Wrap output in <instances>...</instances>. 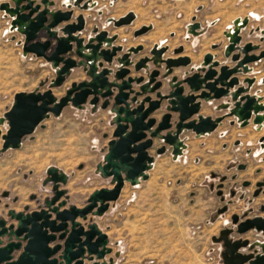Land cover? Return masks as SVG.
Listing matches in <instances>:
<instances>
[{"label":"rangeland","instance_id":"374dc122","mask_svg":"<svg viewBox=\"0 0 264 264\" xmlns=\"http://www.w3.org/2000/svg\"><path fill=\"white\" fill-rule=\"evenodd\" d=\"M52 1L54 10H66L67 4L71 3V0ZM3 2L9 0H0V3ZM92 2L93 5L85 10L71 7L73 15L82 14L85 19V28L81 34L86 37L91 35L93 27L105 29L117 34L114 43L121 45L123 51L141 44L143 49L132 54V60L150 56V49L155 44L168 47L163 55L173 54V49L183 47L182 54L189 56L190 64L174 68L168 77H163L164 67L159 68L161 91L166 90L171 76L181 79L194 72L201 65L202 55L206 51L214 53V60L221 65L234 66L231 55L225 56L223 49L226 46L224 32L232 23H221L229 21L233 16L248 17L239 30L240 41L237 47L250 42L258 46L252 51L253 54L264 52V35H261L264 0ZM197 4L203 12L196 11ZM129 11L135 14L131 24L116 28L109 22ZM205 12L218 16L221 18L218 23L225 25L204 23L201 33L191 34L188 26L193 19L197 21L195 17L191 19V15L198 14L200 17ZM75 16H72L73 20ZM143 25H152V29L135 37L134 31ZM41 32L37 38H46L45 33ZM22 40L23 36L10 28L8 14L0 10V118L10 108L15 93L43 92L55 77L54 70L45 59L32 54L22 55ZM232 53H238V50ZM73 58L77 57L73 55ZM248 67L250 70L247 73L236 75L239 84L246 86L243 82L245 78H255L249 93L261 96L264 103V58L248 64ZM79 68L72 69L60 86L52 88L56 98L64 95L72 81H80L84 72L81 74ZM152 68L149 62L147 69L138 72L132 66V72L146 79L147 71ZM84 76L87 79L85 73ZM226 102L230 103L229 97L201 101L198 114L212 118L224 115L227 110L220 108V105ZM109 109L110 105L105 109H101L98 104L96 107L86 104L82 109L67 105L58 117L50 115L30 135L24 136L19 148L0 152V216L6 217L5 204L15 210L22 209L24 205L35 207L36 203L29 200L30 194H51V184H43L45 170L49 166L67 174L66 184L61 185L66 192L67 205L84 206L91 192L110 186V179L102 177L96 169V165L102 163L107 148L106 140L111 136L113 124ZM250 124H253L251 120L247 126L240 128L234 117H226L214 131L207 134L197 136L185 130L180 136L185 148L177 157L172 156L169 146H166L164 153L156 154L155 149L160 146V141L153 140L149 154L154 159L147 171L148 178L135 186L124 184L120 192L122 195L113 202L114 207L108 208L101 216L99 222L103 229L112 239L119 236L126 242L124 251L139 250L145 256L142 264H221L217 256L214 259L211 254L201 250L205 246L209 249L217 247V243H213L208 235L218 224L202 232V225L206 220L210 221V218L207 216L205 220V216L195 210L203 199L208 203L213 202L215 208L218 207L215 190L222 172L235 174L239 187L242 181L254 187V181L264 177V125L255 131ZM6 129V122L0 123L1 133H5ZM1 144L0 139V148ZM240 166H243L241 170ZM212 173L214 177H211ZM208 188L212 190L209 192ZM4 191L9 193L7 198L1 196ZM257 202L259 204L264 201L258 199ZM248 238L263 240L254 232L248 233ZM133 247L134 250H131Z\"/></svg>","mask_w":264,"mask_h":264},{"label":"water","instance_id":"95a60500","mask_svg":"<svg viewBox=\"0 0 264 264\" xmlns=\"http://www.w3.org/2000/svg\"><path fill=\"white\" fill-rule=\"evenodd\" d=\"M53 5L52 0H9L0 3V10L10 17V28L23 36L22 55L32 54L45 59L55 73L45 91L17 92L13 95L10 108L0 118L2 123L5 121L7 124L5 133L0 131V152L19 148L24 136L30 135L50 115L58 117L67 105L77 109L86 104L96 107L102 98L100 107L105 109L112 100L109 109L112 114V138L107 142L102 163L96 165L100 175L110 179L112 187L95 189L82 207L67 206L66 192L61 188L66 184L67 174L56 167H47L44 183L51 184L52 195L36 210L28 212V206H24L23 211L9 209L6 217L0 216V264H113V258L107 257L112 253L108 237L93 218L102 216L110 203L118 199L125 183L135 186L148 178L147 171L154 159L148 151L154 139L162 140L171 148L172 156L177 157L185 148L180 139L185 130L197 136L207 134L226 117H234L240 127L247 126L250 120L260 125L264 120V103L249 93L255 78H245L243 82L246 86H241L236 75L247 73L250 70L248 64L264 58V52L253 54L258 46L250 42L237 47L239 30L247 22L244 18L240 28H233L231 40L229 33L224 32L228 39L224 55H231L234 66L221 65L211 53H206L194 72L181 79L171 76L166 90L161 91L159 68L163 66V77H168L174 68L190 64L189 56L182 55V46L173 49L177 57L163 58L168 47L155 44L150 49V56L134 62L131 55L143 49L141 44L123 51L121 45L114 44L117 34L109 35L107 30L97 27H93L91 35L84 39L81 36L85 28L83 15L78 14L70 22L73 16L71 7L85 10L93 5L92 0H71L66 10H54ZM134 19L135 14L129 11L109 22L118 28L131 24ZM63 22L66 24L59 26ZM151 29L152 25H143L134 31V36L143 35ZM41 31L46 36L42 42L37 40ZM188 31L191 34L201 33L200 23L193 19ZM261 35H264V30H261ZM234 50L238 53H232ZM118 53L121 54L115 59L117 66L113 67V58ZM149 62L153 68L147 71L146 79L129 75L130 66L138 72L147 69ZM77 67L82 68L87 79L72 82L64 95L56 98L52 88L60 86L66 75ZM223 97L230 98V103L220 105L227 110L224 115L212 118L198 114L201 101ZM159 110L162 114L157 119L153 114ZM164 152L165 146L156 150V154ZM243 185H249V182ZM256 186L259 192L264 186V178ZM220 194L218 190L217 195ZM225 210L227 206H223L218 214ZM241 219L232 214L231 227L223 228L218 236L211 238L213 243L220 245L222 264H264V218ZM249 231L263 240L234 238V235L242 236Z\"/></svg>","mask_w":264,"mask_h":264},{"label":"crops","instance_id":"0c3cea01","mask_svg":"<svg viewBox=\"0 0 264 264\" xmlns=\"http://www.w3.org/2000/svg\"><path fill=\"white\" fill-rule=\"evenodd\" d=\"M196 6V11H199V12H203L202 9H201V6L199 4L195 5ZM195 11V12H196ZM75 16V14L73 15ZM245 15H242V16H233L229 21H222L221 23H231L232 20L236 17H244ZM197 18L196 20L198 22H200V28L202 29L204 26V23H208V24H213L214 26H217L219 22V20H221V18H218V16H213L211 15L209 12H205L203 13L202 16L199 17L198 14H192L191 15V19L193 18ZM73 21V18L70 20V22ZM227 23V24H228ZM66 23L63 22L61 23L59 26H63L65 25ZM225 24H220V25H225ZM223 29V28H222ZM42 32H40L38 35H40ZM109 35H112L114 33H109ZM81 36H83L84 39H86V35H84L83 33L81 34ZM223 36V35H222ZM225 38V45L228 44V40L225 36H223ZM37 40L39 41H44L45 40V37H41V38H37ZM54 44V41L53 43ZM114 44H117V43H114ZM223 45V47L225 46ZM224 49V48H223ZM50 52V50L48 51V53ZM123 52V51H122ZM121 52V53H122ZM121 53H118L116 57L113 58V64L115 66H117V63L115 61V59L120 56ZM206 53H211L209 51H206L205 53H203L202 56H204ZM211 54H214V53H211ZM182 55H186V54H182ZM162 57H171V58H175L177 57V55H174V54H165V55H162ZM140 57H137L136 59L132 60V61H137ZM76 60H78V58H74ZM103 65L105 66V63H103ZM80 71H81V74L83 73L82 69L79 68ZM129 70H130V73L129 75L130 76H135L133 74V69H132V66L129 67ZM83 77L80 79L81 80H84L86 79V77L84 76V73L82 74ZM109 80H111V77H109ZM78 82V80H75V81H72V82ZM185 89L187 90V86H185ZM116 93V91H115ZM152 98H154V95L151 94L150 95ZM142 97H139L138 99H140ZM103 102V99L100 98L99 99V102H98V106H100V104ZM112 100H110V106L112 105ZM157 113V112H156ZM153 114V116H155L157 119L160 118L161 114H162V111L158 114ZM252 129L254 130V126L253 124H250ZM264 125V123H263ZM264 127V126H263ZM241 128V127H240ZM243 128V127H242ZM113 130V126H111V130H110V133L112 132ZM112 137L110 136L107 140H106V145H107V142L111 139ZM261 145V144H260ZM107 150V148H106ZM149 152V151H148ZM263 161H264V158H263ZM240 170L242 168H239ZM229 170V169H228ZM211 177H214V174L212 173L211 174ZM225 178V181L223 183V192H224V195L223 197H218L217 196V199H218V207H214V204L213 202L211 203H208L207 200L203 199V202L200 206L197 207V209L195 210L196 212H200L201 213V216H205V220L207 218V216L210 218V221H207L202 225V232L205 230V231H208V228L210 229H213L215 227L216 224H218V226H216V229L213 230L209 235L208 237L211 238L213 236H218L219 232L225 228V227H228L230 226V216L232 214H241L247 210H250V209H257L261 204L264 205V202H260L258 204V199H261L264 201V189L262 191L261 194H259L257 197L254 196V188H255V185L257 183V181H259L258 179H256L254 181V187H250L249 185L248 186H243L244 182L245 181H242L241 182V187H239V183H238V179H237V176L231 172L228 171V173L226 172H222V174L219 175L218 179L219 181L217 182V188H218V185H219V182ZM264 178V177H263ZM111 183V182H110ZM43 184H44V181H43ZM139 184V183H138ZM112 187V184L108 187H105V188H111ZM101 188H104V187H101ZM217 188L215 190V193L217 192ZM99 189V188H98ZM209 192L212 190V188H208ZM6 191L2 192L1 193V196L4 197V198H7L9 193L6 192L7 194L5 195ZM52 195V192L50 195H44L42 194L41 196L39 195H36L35 194H30L29 195V200L31 202H35L36 203V206L35 207H29L28 205H24V206H28L29 209H28V212L29 211H32V210H36L38 209L39 205H41L43 203V201L46 199V198H49L50 196ZM122 194L120 193L119 196H121ZM34 196L35 198L34 199H31V197ZM13 201H16V198H13ZM226 202L228 204V211L226 213H223V214H218V210L222 204V202ZM23 206V208H24ZM69 206V205H67ZM82 207V206H81ZM114 207V203H110L109 205V209H112ZM5 208H6V213L9 209H12L14 210L15 212H18V211H23V208L22 209H19V210H15L13 208H10L7 204H5ZM214 209V212H211L212 210ZM104 215V214H103ZM102 215V217H103ZM261 216L264 217V212L260 214ZM101 216L99 217H94V221L97 223L98 227L107 235L108 237V240H109V243H108V246H110L112 248V253L107 255V257H112L113 258V264H142L143 263V259L145 256L141 255V252H139V250H134V247L131 249V250H134V251H130V250H127V251H124V244L126 243L124 240H122L119 236H117L116 238L114 237V239H112L107 233V231H105L103 229V227L101 226L100 224V219H102ZM207 224V226H206ZM211 226V227H210ZM217 232V233H216ZM249 234L252 233V231H249L248 232ZM248 233L242 235V236H239V235H235L234 238L236 237H241V238H248ZM217 234V235H216ZM134 244H136V242H133ZM132 244V243H131ZM209 247L208 246H205L202 247V251H205L204 253L205 254H211L212 255V258L216 259V256H217V261L221 262L222 264V261H221V258H220V245L217 244V247L216 246H213L211 247L209 250ZM207 251V252H206ZM211 251V252H210ZM217 254V255H216ZM85 264H89V263H85Z\"/></svg>","mask_w":264,"mask_h":264},{"label":"flooded vegetation","instance_id":"af4514ba","mask_svg":"<svg viewBox=\"0 0 264 264\" xmlns=\"http://www.w3.org/2000/svg\"><path fill=\"white\" fill-rule=\"evenodd\" d=\"M263 102V101H262ZM260 130V129H259ZM259 130H257V129H255V131H259ZM155 140V139H154ZM158 141H160V146L159 147H156V149L155 150H157V149H159V148H161V147H163V146H165V150H166V144L162 141V140H160V139H157ZM262 180H263V178H262ZM262 180H259V181H257V183L258 182H261ZM224 181H225V178H223L220 182H219V184H222L221 185V187H219V188H217V191L218 190H220L221 191V194L220 195H217V192H216V195L218 196V197H223V195H224V192H223V183H224ZM244 183H247V182H244ZM256 183V184H257ZM244 186V185H243ZM246 186H248V185H246ZM245 186V187H246ZM263 189H264V186H262L261 187V189H260V191L258 192V188H257V186L255 185V188H254V190H255V192H258L257 193V195H255V192H254V196L255 197H257L259 194H261L262 193V191H263ZM264 193V192H263ZM223 206H227V210H225L224 212H222V213H219V214H223V213H226L227 211H228V204L226 203V202H222V204H221V206H220V208H219V210L223 207ZM218 210V211H219ZM264 212V205H260L257 209H250V210H247V211H245V212H243V213H241V214H237L238 216H240V217H242V219H244V218H254V217H262V218H264L263 216H261L260 214L261 213H263ZM241 219V220H242ZM228 227H231V223H230V226H228ZM253 232V231H252ZM219 235V234H218ZM256 235V234H255ZM237 238V237H236ZM258 238H259V235H258ZM249 239V238H248ZM261 239V238H260ZM250 240V239H249ZM254 240H256V239H254ZM258 241H260L259 239H257ZM250 241H253V240H250Z\"/></svg>","mask_w":264,"mask_h":264},{"label":"bare ground","instance_id":"6f19581e","mask_svg":"<svg viewBox=\"0 0 264 264\" xmlns=\"http://www.w3.org/2000/svg\"><path fill=\"white\" fill-rule=\"evenodd\" d=\"M252 15V14H251ZM244 18H248L247 16H245V17H236V18H234L233 20H232V24L229 26V29L228 30H226L228 33H229V39L231 40L232 39V35H231V32L233 31V28L235 27V28H240L241 26H242V24H243V19ZM263 24H264V22H263ZM188 30H189V26H188ZM262 30H264V28L262 27ZM228 40V39H227ZM213 55V54H212ZM254 96L255 97H257V98H260L261 100H262V97L261 96H259V95H255L254 94ZM261 103H263L262 101H261ZM264 118V117H263ZM263 122H264V120L262 121V123L260 124V125H258V124H253L254 126H255V129H257V130H259L261 127H262V125H263ZM200 136V135H199Z\"/></svg>","mask_w":264,"mask_h":264},{"label":"snow or ice","instance_id":"6c2138e0","mask_svg":"<svg viewBox=\"0 0 264 264\" xmlns=\"http://www.w3.org/2000/svg\"><path fill=\"white\" fill-rule=\"evenodd\" d=\"M0 123H2V121H0Z\"/></svg>","mask_w":264,"mask_h":264}]
</instances>
